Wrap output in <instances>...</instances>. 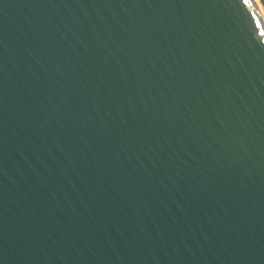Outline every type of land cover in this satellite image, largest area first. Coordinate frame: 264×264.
Here are the masks:
<instances>
[{
  "label": "water",
  "instance_id": "1",
  "mask_svg": "<svg viewBox=\"0 0 264 264\" xmlns=\"http://www.w3.org/2000/svg\"><path fill=\"white\" fill-rule=\"evenodd\" d=\"M0 264H264L256 0H0Z\"/></svg>",
  "mask_w": 264,
  "mask_h": 264
},
{
  "label": "rangeland",
  "instance_id": "2",
  "mask_svg": "<svg viewBox=\"0 0 264 264\" xmlns=\"http://www.w3.org/2000/svg\"><path fill=\"white\" fill-rule=\"evenodd\" d=\"M256 1H257L258 5H259L261 11L264 14V0H256Z\"/></svg>",
  "mask_w": 264,
  "mask_h": 264
}]
</instances>
